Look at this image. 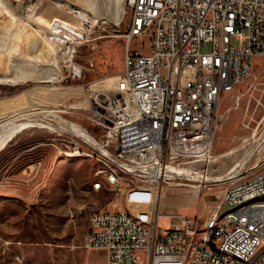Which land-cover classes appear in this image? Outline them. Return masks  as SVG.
<instances>
[{
  "label": "built area",
  "instance_id": "built-area-1",
  "mask_svg": "<svg viewBox=\"0 0 264 264\" xmlns=\"http://www.w3.org/2000/svg\"><path fill=\"white\" fill-rule=\"evenodd\" d=\"M126 6L125 94L99 104L104 139L76 124L132 166L161 168L206 157L222 95L248 79L254 60L264 56V0H126ZM134 38L141 39L140 46H132ZM205 43L209 50H202ZM48 141L57 149L90 151L103 165L104 185L118 196L127 198L137 189L127 190L120 171L131 170L82 135L62 132ZM261 166L252 175L229 179L203 222L161 212L165 179L150 176L158 191L148 198V209L132 214H124L123 207L94 210L85 245L104 249V264H264V204L241 217L217 219L223 203L264 192V159ZM98 186L103 185H93ZM162 217L169 219L167 227L160 225Z\"/></svg>",
  "mask_w": 264,
  "mask_h": 264
},
{
  "label": "rangeland",
  "instance_id": "rangeland-1",
  "mask_svg": "<svg viewBox=\"0 0 264 264\" xmlns=\"http://www.w3.org/2000/svg\"><path fill=\"white\" fill-rule=\"evenodd\" d=\"M11 1L18 5V0ZM129 19L128 10L119 23L96 21L91 16L83 19L88 32L74 56L81 72L64 66L38 82L4 74L0 80V120L52 109L104 139V127L97 122L103 111L98 107L110 96L125 94L124 32ZM3 20L0 15V22ZM140 44V38L132 40V46ZM210 48V43L202 44V50ZM218 117L211 153L176 167L205 177L223 175L243 162L244 172L236 179L260 170L264 159V56L254 60L248 79L222 95ZM46 118L56 123L61 120L53 115ZM62 132L69 133L47 125L26 127L0 151V264H104L105 250L85 245L90 214L113 207L144 212L148 198L156 195L154 182L147 180L149 172L138 175L122 169L127 190L137 188L127 198L104 183L94 189V182H104L99 171L103 165L95 157L68 155L64 152L67 148L57 149L48 141ZM233 148L239 150L238 155L220 156ZM132 180L135 183L128 184ZM228 181L165 179L160 182L161 212L197 216L203 222L220 202ZM232 208L233 204L225 202L220 214ZM160 225L167 227L169 219L162 217Z\"/></svg>",
  "mask_w": 264,
  "mask_h": 264
},
{
  "label": "bare ground",
  "instance_id": "bare-ground-1",
  "mask_svg": "<svg viewBox=\"0 0 264 264\" xmlns=\"http://www.w3.org/2000/svg\"><path fill=\"white\" fill-rule=\"evenodd\" d=\"M68 12H77L78 15L73 17ZM126 13V0H36L33 3L18 0L17 6L11 0H0V15L5 18V21L0 22V80L4 74H10L15 78L20 77L38 82L40 77L53 76L60 72L64 66L81 72L82 66L74 60V56L77 46L85 42V39L82 38H86L85 33L88 32L83 19L91 16L96 21L119 23L123 21ZM106 97L102 100H106ZM127 104H130L129 100ZM44 111L42 113L40 111L20 113L0 120V151L23 128L47 125L71 134L82 135L112 162L138 175L149 172L148 174L153 179L161 176L164 179L180 177L184 180L194 179L210 182L236 178L244 172L241 171L243 162L234 165L223 175H207L205 177L192 175L189 171L180 169L171 163L163 165L161 168L151 165L132 166L119 160L111 150L91 138L87 133L81 132L83 130L72 120L52 109ZM49 115L56 116L61 120L56 123V120L54 122L46 118ZM261 137H264V129ZM238 151L236 148L228 149L220 156L229 157L239 153ZM64 152L71 156H90V151L85 150L67 149ZM99 171L103 172V168ZM103 183V180H98L93 185H103ZM198 186L197 184L196 187ZM100 187L98 186V188ZM263 204L264 192L248 195L233 203V208L229 211L223 214L218 211L217 219H227L228 216L241 217L245 214L246 209H254L255 206ZM123 211L124 214H132L127 208H123Z\"/></svg>",
  "mask_w": 264,
  "mask_h": 264
}]
</instances>
